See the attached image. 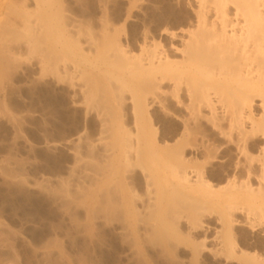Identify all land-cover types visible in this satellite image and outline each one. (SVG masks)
Masks as SVG:
<instances>
[{"label":"bare ground","instance_id":"obj_1","mask_svg":"<svg viewBox=\"0 0 264 264\" xmlns=\"http://www.w3.org/2000/svg\"><path fill=\"white\" fill-rule=\"evenodd\" d=\"M200 3L194 22L164 30L168 44L162 52L151 49L145 59L134 60L106 31L108 51L90 59L101 35H92L100 39L96 45L87 32L85 51L73 35L82 30L67 18L57 22L54 1L7 0L0 9V80L10 79L18 60L30 58L23 57L26 51L38 54L37 68L53 74L46 72L52 80L56 75L77 88L72 80L80 74L81 103L87 116L98 115L101 142L82 143L90 174H83L87 187L72 188L81 198H72L84 199L92 218L100 212L116 220L118 233L136 245L144 224L148 237L165 248L181 239L178 228L186 219L212 232L215 251L228 260L264 264V253L244 250L236 233L243 226L260 231L264 245V0ZM44 73L39 75L47 82ZM156 113L175 120L180 133L163 136ZM206 217L217 226L208 225ZM205 241L190 243L199 251Z\"/></svg>","mask_w":264,"mask_h":264},{"label":"rangeland","instance_id":"obj_2","mask_svg":"<svg viewBox=\"0 0 264 264\" xmlns=\"http://www.w3.org/2000/svg\"><path fill=\"white\" fill-rule=\"evenodd\" d=\"M51 1L55 3L53 10L60 25L67 18L68 23L78 25V32L82 30L81 34L73 35L81 41L85 51L90 49L85 37L87 32L91 34L86 35L89 41L92 35L104 37L106 31L107 38L120 41L128 55L131 58L135 56L134 60L145 59L151 49V52H162L168 44L164 30H179L194 22L193 9L201 4L200 0ZM6 4L7 0H0V9H4ZM94 36L90 42L96 44V40L99 43L100 39ZM103 37L101 45L97 43L99 47L96 44L92 48H98V51L94 49L98 53L101 48L102 52L98 54L93 50L90 59H98L100 55L102 58L108 51ZM29 52L26 51L23 57L28 58L29 55L30 61L24 59L26 62L23 63L20 58L10 79L0 80V264H242L217 253L215 248L218 247L210 242L213 233L198 229L186 219L179 224L181 239L172 240L173 247L165 248L156 239L154 241L153 236L148 237L144 224L140 226L144 228L140 231L139 240L142 238V242L140 240L136 245L130 237L118 233L116 220L106 218L100 212H95L92 218L85 200L73 198L76 197L74 190L87 187L84 176L90 174V169L83 165L84 162L86 165L88 156L82 147L88 141L99 145L100 120L96 112L93 115L90 111L91 116H87V105H83L85 101L79 94L80 74L76 73L72 80L75 79L79 90L68 86L69 81L59 82L56 75L52 80L48 71L47 74L37 68L38 54L30 56L32 51ZM40 70L42 72H37ZM39 73L47 74L43 76L46 80L49 76L48 81L45 82ZM256 105H259L258 101ZM257 111L260 112L258 108ZM156 119L163 136L174 137L180 133V125L175 120H166L161 113H156ZM82 138L88 141L84 142ZM255 153L258 154L257 151ZM78 155L80 157H76ZM80 165L84 166L83 169ZM74 167H78L76 176L83 170L80 172L82 178L71 175ZM67 187L73 192L71 196H67ZM63 192L73 201L71 203L76 204L69 205ZM79 205L81 208L78 209ZM205 222L213 228L217 226L213 217H206ZM237 231L244 250L264 253L260 231L253 232L247 226L239 227ZM205 238H208L207 242ZM203 240L206 247L199 248V251L190 243L200 244Z\"/></svg>","mask_w":264,"mask_h":264}]
</instances>
